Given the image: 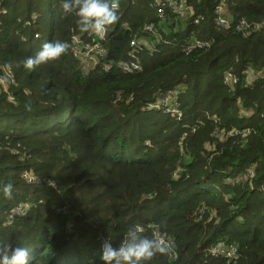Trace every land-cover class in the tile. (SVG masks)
<instances>
[{"label":"trees","instance_id":"16d2710c","mask_svg":"<svg viewBox=\"0 0 264 264\" xmlns=\"http://www.w3.org/2000/svg\"><path fill=\"white\" fill-rule=\"evenodd\" d=\"M116 2L108 59L126 58L132 38L152 44L149 24L169 41L144 49L138 72H83L71 37L85 32L61 0H0V188L12 184L10 198L0 191V249H29L27 264H103L102 240L116 246L140 224L142 235L153 238V226L172 241L147 264H264V27L244 35L213 21L219 4L232 23L264 21V0H185L183 18L167 4L159 18L154 0ZM192 39L209 46L185 53ZM56 41L67 45L57 59L24 66ZM225 73L236 84H223ZM177 85L181 120L144 107ZM238 123L251 131L228 137ZM193 124L180 156L178 139ZM21 202L28 212L3 225Z\"/></svg>","mask_w":264,"mask_h":264},{"label":"built area","instance_id":"2783aa9c","mask_svg":"<svg viewBox=\"0 0 264 264\" xmlns=\"http://www.w3.org/2000/svg\"><path fill=\"white\" fill-rule=\"evenodd\" d=\"M167 4V6L172 7L173 13H177L180 18H183L185 13L189 10V7L185 3V0H154L153 6L155 7L156 13L158 14L159 18H163V6ZM222 5L219 4L215 7V17L214 22L216 25L222 28H235L236 30L243 32L244 35H248L250 32L256 31L261 27H264V21L261 22H247L244 19L237 20L236 22L232 23L222 14ZM6 10L0 6V14L5 13ZM36 16H32L30 21H26L25 24L29 25L30 22H34ZM202 20L201 16H197L193 18V23L198 24ZM144 31L149 33L154 37L155 40H161L163 43H169L168 40H162V37L159 35L157 29L151 24L146 25L144 27ZM38 34H35L37 37ZM106 38V32L100 36L95 34L94 32L87 31L82 35H74L71 37L72 39V54L73 57L78 60L82 71L86 72L87 70L95 69L96 67L103 71H109L113 68L118 69L122 73H133L138 72L141 70V60H140V53L144 49H148L151 53L156 52L157 48L152 43L149 44L147 41L141 38L131 39L129 41V50L126 54V58L118 61H114L112 59H108L107 56V49L104 45ZM24 40V39H23ZM156 42V41H155ZM209 43L204 40H188L183 45V50L185 53H190L195 49L205 48L208 47ZM8 71V75L10 76V71ZM250 72V71H249ZM247 73V72H245ZM4 79V77H3ZM222 83L225 85L236 84L238 78L237 76L232 75L231 73H225L222 79ZM0 86L5 87L6 82H2L0 78ZM251 80L245 77L244 86L250 85ZM179 89L177 86L174 89L167 90L161 93L155 100L148 102L146 105L148 108L159 111L164 114H168L169 116L173 117L175 120H181L183 116V111L180 107L179 103ZM239 114L243 116L242 111H239ZM261 118H264V110L260 114ZM240 126H234L229 132L227 133L228 137L231 136H245L251 131L252 128L243 126L238 123ZM197 128L196 124H193L189 127V131L193 133ZM217 132V131H214ZM186 133L184 132L179 138V149H185L183 146V140L186 137ZM182 170L181 166H178L173 175H179V172ZM246 179L253 177L252 169H248L247 172L244 174ZM23 177L26 179L27 182H33L35 179L29 175L28 173H24ZM241 179L240 177L236 178V181ZM28 210V204L26 203H19L16 206H13L6 214L4 224L8 225L11 223L13 218L18 215H23ZM152 233L153 236L156 238L161 239L165 242L166 247L172 246V241L169 239H165L163 235L152 226ZM224 251H226L225 256L228 258L232 257L234 253V248L228 247L227 245L223 247ZM216 249H211L209 252L210 254H214ZM220 251V250H219ZM171 257H175V253H170ZM234 256V255H233Z\"/></svg>","mask_w":264,"mask_h":264},{"label":"clouds","instance_id":"9594fccd","mask_svg":"<svg viewBox=\"0 0 264 264\" xmlns=\"http://www.w3.org/2000/svg\"><path fill=\"white\" fill-rule=\"evenodd\" d=\"M61 8L64 13H71L75 10V15L78 17L77 24L81 31L84 32L91 31L100 36H102L106 32L108 26L115 23L118 19V14H117L118 4L116 0H61ZM33 16H36V19L33 22V24L29 26L34 25L37 21L38 15L33 14ZM39 36L40 34H38V36L35 38H38ZM153 44H155V41H153ZM66 48L67 45L64 42L56 41V42L46 43L42 46L41 50L36 53L35 56L27 57L23 61V64L26 68L31 69L34 66L57 59L60 55H62L65 52ZM177 88L179 89L180 86L177 85ZM144 107L146 109H150L147 107L146 104ZM240 110L242 111V114L244 116L243 113L244 109H240ZM190 126L192 125L187 126L183 130L181 135L184 132H187L186 135L188 133H191L189 131ZM181 168L183 170V167ZM247 170L245 171V173L247 172ZM49 183L52 186H55L54 180H49ZM0 191H2L5 197L10 198L12 195V184L9 183L3 185V187L0 188ZM21 203H25V202H21ZM28 210H29V204H28ZM6 214L7 212L5 213V216ZM23 215H18V216H23ZM5 216L3 219V225H5L4 224ZM143 232H144L143 226L140 224H135L126 230V232L123 234L121 238V241L116 246H113L111 239H103L101 243V256H100V259L103 262V264H147V262L150 261L151 258L157 252L163 253L166 251V244L164 241L154 236L153 238H148L142 235ZM211 249H215V248H211ZM211 249H209V251ZM28 253H29V249L25 247L13 246L11 244L6 245L3 249H0V264H27Z\"/></svg>","mask_w":264,"mask_h":264},{"label":"rangeland","instance_id":"374dc122","mask_svg":"<svg viewBox=\"0 0 264 264\" xmlns=\"http://www.w3.org/2000/svg\"><path fill=\"white\" fill-rule=\"evenodd\" d=\"M5 71H6L5 75L8 77V76H9V75H8V71H7V70H5ZM0 78H1L2 82H4V79H3L2 74H0ZM0 82H1V81H0ZM5 85H6V84H5ZM179 153H180V156H182L183 154L189 155V151H188V150H185V149H181V150L179 151Z\"/></svg>","mask_w":264,"mask_h":264},{"label":"crops","instance_id":"0c3cea01","mask_svg":"<svg viewBox=\"0 0 264 264\" xmlns=\"http://www.w3.org/2000/svg\"><path fill=\"white\" fill-rule=\"evenodd\" d=\"M251 75H252L251 78L253 79V78L256 77L258 74L252 72ZM254 75H255V76H254ZM252 112H253V109H249V110H247V111H244L243 113H244L245 115H250Z\"/></svg>","mask_w":264,"mask_h":264}]
</instances>
